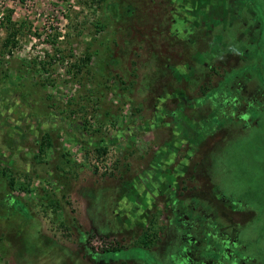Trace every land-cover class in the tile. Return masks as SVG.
<instances>
[{
  "label": "rangeland",
  "instance_id": "1",
  "mask_svg": "<svg viewBox=\"0 0 264 264\" xmlns=\"http://www.w3.org/2000/svg\"><path fill=\"white\" fill-rule=\"evenodd\" d=\"M259 106L264 0H0V264H264Z\"/></svg>",
  "mask_w": 264,
  "mask_h": 264
},
{
  "label": "trees",
  "instance_id": "2",
  "mask_svg": "<svg viewBox=\"0 0 264 264\" xmlns=\"http://www.w3.org/2000/svg\"><path fill=\"white\" fill-rule=\"evenodd\" d=\"M110 5L108 4V7ZM2 25L7 31V37L5 40V48H9L12 46L11 49H15L18 46L19 36L22 32V28L24 26L23 23L20 24L18 27L17 22L13 19V11L7 10L6 16L2 20ZM11 51V50H10ZM9 51V52H10ZM90 58V57H89ZM90 60V59H89ZM95 155L100 156L102 154H106L107 151L104 148H97L95 149ZM2 175H5V172L3 171L0 173ZM10 185L13 187L14 182L13 180L10 181ZM151 222L150 226L142 231L141 236L138 238V243L141 247L145 249H150L155 243H160V239L158 238V229H157V222H155L157 219ZM105 252H111V249H105ZM114 251H118L117 249H114Z\"/></svg>",
  "mask_w": 264,
  "mask_h": 264
},
{
  "label": "flooded vegetation",
  "instance_id": "3",
  "mask_svg": "<svg viewBox=\"0 0 264 264\" xmlns=\"http://www.w3.org/2000/svg\"><path fill=\"white\" fill-rule=\"evenodd\" d=\"M256 64L257 63H255V65ZM251 113H252V115H251ZM263 115H264V108H261L260 106H259V108L252 109V112H250V116H251L252 120L254 122H256L257 125L258 124L260 125L259 122H260L261 118L263 117ZM235 239H236V241L232 242L233 249H230L231 254H229L228 260H230V259L231 260H230L229 264H252L251 261H253V262L255 261L257 263L260 260V259H258L255 256L252 257L251 255H248L245 252L246 248L245 247H243V248L241 247V243H240L239 238H235ZM230 243H231L230 240H228L225 243V246L230 248L231 247ZM255 246L256 245H254V247ZM222 264H225V262L223 261Z\"/></svg>",
  "mask_w": 264,
  "mask_h": 264
}]
</instances>
